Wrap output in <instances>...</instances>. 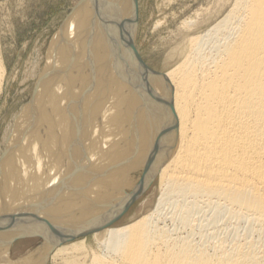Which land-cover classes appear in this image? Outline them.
I'll return each instance as SVG.
<instances>
[{
    "label": "bare ground",
    "instance_id": "1",
    "mask_svg": "<svg viewBox=\"0 0 264 264\" xmlns=\"http://www.w3.org/2000/svg\"><path fill=\"white\" fill-rule=\"evenodd\" d=\"M228 2L161 75L135 53L136 0L83 3L69 48L95 56L26 116L3 157L0 264L88 252L91 233L105 250L83 264H264V0ZM157 177L156 209L116 226ZM37 235L42 246L12 257Z\"/></svg>",
    "mask_w": 264,
    "mask_h": 264
},
{
    "label": "rangeland",
    "instance_id": "2",
    "mask_svg": "<svg viewBox=\"0 0 264 264\" xmlns=\"http://www.w3.org/2000/svg\"><path fill=\"white\" fill-rule=\"evenodd\" d=\"M87 1L90 2V0H0V57L1 59L3 58L5 69V73L3 71L4 75L0 78V168L2 167L3 157L10 145L11 139L16 137V139L22 141L21 132L24 124H27V122L25 123L26 119H29L26 116L29 117L35 110L41 113L53 90L59 85L67 84L69 75H71L75 69L81 67L88 58L91 59L93 56L94 52L90 51L91 49L89 48L85 50H83L84 48L75 50L69 48L70 34L73 35L74 32L80 30L79 21L76 20L78 10L86 4H91L89 2L88 4ZM136 1L138 2L139 26L137 27V32L134 37L135 46H133L134 49H136L135 51H137L135 53L136 55L138 54L137 57L139 60L142 59L145 65L153 72L160 75L168 71L178 62L177 57L179 56L176 53H179L177 48L179 46L181 47L179 44L184 42V46L191 35L203 33L210 26L215 24L219 18L221 19L230 7L228 0H219V2H227L225 4L223 3V8L219 5H222V2L219 3L217 0ZM219 9L223 10L221 11ZM190 22H193V24ZM186 23L196 26L193 28L191 25L190 28V26H188L189 24L187 25ZM73 24L75 25L73 26ZM198 26L199 28H197ZM69 27H72V29L70 28V30ZM73 29L75 30L73 31ZM57 37L63 40H59ZM62 43H64V47H62ZM173 51L175 53H173ZM55 53H59L60 57ZM174 55L176 57H174ZM71 59L73 62L72 64ZM67 61L68 64L66 66ZM63 63L65 67H68L67 70H65L66 68ZM47 66H50V68L46 69ZM47 70L49 71L47 72ZM66 71V74L63 73ZM57 76L59 77L57 78ZM65 76H68V78ZM49 78H53V80L50 82ZM40 81H45L43 83L44 85L48 81L49 82L44 86L40 84ZM50 86L52 87L49 88ZM76 92L77 91L72 92V95ZM29 123L34 127L37 121L33 123V119H30ZM7 179H9L8 176ZM161 193V183L157 177L151 182L142 196L138 198L139 200L137 199L130 205L131 207L129 206L130 208H127L125 215L118 219L116 226L125 225L150 211H154L158 205L157 203ZM26 194L27 192L25 190L22 193V197H24V195L26 196ZM11 210L13 209H10L8 213H10ZM7 230L8 227L1 228L2 235H4ZM94 237L95 235L91 233L87 238L81 237L66 242V244H74V242H80L79 240L81 239H87L88 249L84 250L89 251L81 250L76 252L77 255L79 253V255H83L80 257L79 255H74L76 253L72 254V256L74 255V259H78L77 257H79L78 260L80 261L75 260L77 262H74L73 259V264H78V262L79 264H83L84 260L86 263H89L90 260L88 259L92 257H89L90 255L97 251V253H101V250L104 252V245L101 241L98 242L99 239L97 240V238L95 237V239ZM43 243L44 239L41 235L19 238L11 246L10 251L12 252V257L14 259H19L21 257L20 255L23 256L30 251V249H37L42 246ZM100 244L102 245L100 246ZM82 252L84 253L82 254ZM86 253L87 255H84ZM72 256H64V254H62L58 256V258L49 257L45 264H72Z\"/></svg>",
    "mask_w": 264,
    "mask_h": 264
},
{
    "label": "water",
    "instance_id": "3",
    "mask_svg": "<svg viewBox=\"0 0 264 264\" xmlns=\"http://www.w3.org/2000/svg\"><path fill=\"white\" fill-rule=\"evenodd\" d=\"M136 52V51H135Z\"/></svg>",
    "mask_w": 264,
    "mask_h": 264
}]
</instances>
